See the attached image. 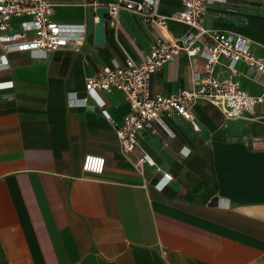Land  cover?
I'll list each match as a JSON object with an SVG mask.
<instances>
[{"label":"crops","instance_id":"obj_1","mask_svg":"<svg viewBox=\"0 0 264 264\" xmlns=\"http://www.w3.org/2000/svg\"><path fill=\"white\" fill-rule=\"evenodd\" d=\"M112 1L50 0L55 21L85 25L78 47L40 57L0 49V264H264V102L228 119L199 99L191 108L198 130L163 116L166 130L156 125L139 137L161 172L145 165L140 175L139 151L120 153L112 125L128 111L123 95L100 91V107L85 90L99 69L141 59L155 37L120 12L123 33L105 18L104 41L95 44V9ZM180 8L158 0L165 15ZM203 26L242 35L264 56V0L210 3ZM186 30L167 27L170 37ZM138 37L145 47L135 52ZM202 65L186 55L166 63L152 92L195 90ZM237 68L242 89L259 94V74ZM69 93L84 103L71 104ZM88 154L105 159L102 173L82 170ZM162 172L172 179L160 190Z\"/></svg>","mask_w":264,"mask_h":264},{"label":"built area","instance_id":"obj_2","mask_svg":"<svg viewBox=\"0 0 264 264\" xmlns=\"http://www.w3.org/2000/svg\"><path fill=\"white\" fill-rule=\"evenodd\" d=\"M181 8L165 15L158 10V0H113L107 7L106 21L114 29L119 24V13L128 12L139 17L155 33L149 51L141 59L127 56L122 65L112 69L101 68L85 82L87 95L100 107L104 102L100 91L120 92L128 105L122 122L112 121L119 151L122 154L138 150L133 163L137 173L143 175L145 165L161 172L155 162L139 145L145 132H155L158 125L166 130L161 118L176 114L189 121L198 130L191 113L195 101L202 99L215 106L228 119L244 118L256 104L264 102V56L251 49L250 41L230 31L207 29L203 26L207 5L226 3L227 0H179ZM50 0H0V49L29 52L33 57L53 52L67 45L80 46L85 39L83 23H61L52 18ZM169 22L187 27L182 35L170 37ZM186 55L203 61L202 72L195 73V90L178 89L166 94L152 92L151 80L166 63ZM245 64L260 76L261 92L253 95L242 89L238 64ZM72 104L84 103L69 93ZM101 113L109 118L105 108ZM105 159L88 154L82 160V170L100 174ZM160 190L172 179L161 174Z\"/></svg>","mask_w":264,"mask_h":264},{"label":"water","instance_id":"obj_3","mask_svg":"<svg viewBox=\"0 0 264 264\" xmlns=\"http://www.w3.org/2000/svg\"><path fill=\"white\" fill-rule=\"evenodd\" d=\"M95 13L98 17V21L95 23L94 42L95 44L100 45L104 41V22L107 15V7L99 6L95 9Z\"/></svg>","mask_w":264,"mask_h":264},{"label":"rangeland","instance_id":"obj_4","mask_svg":"<svg viewBox=\"0 0 264 264\" xmlns=\"http://www.w3.org/2000/svg\"><path fill=\"white\" fill-rule=\"evenodd\" d=\"M220 18L223 19L224 16H223V15H220ZM126 24L129 25V24H130V21L127 20ZM118 33H119V34H122V33H123V31H122V25H121V24H120L119 27H118ZM132 46H133V48L135 49V52H138L139 47H143V48L145 47V42H144L143 40H141V38L138 37V38L133 42Z\"/></svg>","mask_w":264,"mask_h":264}]
</instances>
